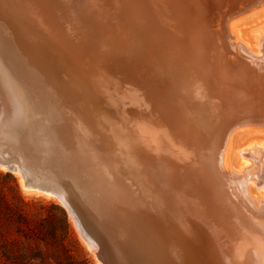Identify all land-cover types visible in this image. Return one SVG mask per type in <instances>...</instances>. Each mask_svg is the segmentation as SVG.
<instances>
[{"label":"bare ground","instance_id":"1","mask_svg":"<svg viewBox=\"0 0 264 264\" xmlns=\"http://www.w3.org/2000/svg\"><path fill=\"white\" fill-rule=\"evenodd\" d=\"M50 1L0 0V92L7 106L0 143L5 136L16 148L20 140L12 138L22 139L38 113L48 124L58 117L52 103H43L40 82L60 88L62 101L74 97L92 118L105 117L113 137L102 156L108 162H99L100 141L87 154L74 140L81 144L76 153L71 136L52 126L40 153L67 161L61 171L68 184L25 146L14 157L0 154V169L18 175L23 190L56 198L100 264H173L171 248L175 264H264V201L249 193L250 184L264 189V147L243 149L238 172L227 165L236 128L264 129V36L256 53L231 33V24L264 8V0H87L95 24L88 53V41L69 37ZM95 1L106 4L105 30L96 27ZM116 15L123 20L115 22ZM123 33L130 38L122 69L107 50ZM92 35L101 36V49ZM2 41L21 46L18 57L35 81L26 80L25 65L11 72L1 62L5 52L16 54L15 47L1 49ZM72 150L86 165L79 173L69 169Z\"/></svg>","mask_w":264,"mask_h":264},{"label":"rangeland","instance_id":"2","mask_svg":"<svg viewBox=\"0 0 264 264\" xmlns=\"http://www.w3.org/2000/svg\"><path fill=\"white\" fill-rule=\"evenodd\" d=\"M54 1L53 0L50 1L51 4L50 3L49 4H50L51 8H53L52 10L56 15L55 17H57L56 19L58 20V22L62 26L64 25L67 28L68 34L70 35L69 37H71L72 39L75 38L73 41H75V42L79 41V43L83 42V41H88V45L86 46L88 49L86 47L85 48H86V52L87 51L89 52L92 48L89 34H90V30H92L91 28L94 27V25H95L94 23L89 22L90 16H92V17L94 16V13H92L89 10V9H91V5L88 4L87 0L86 1L85 0H79V1L78 0H54ZM95 2L97 4L96 8L97 9L99 8L97 10L98 12L96 15H99V17H100L99 22L96 24V27H98V29L100 28V30H105V28L103 26L104 22H102V20L103 19L105 20L107 18V16H106L107 13L105 11H103L102 9H104L106 7V4L104 5V3H102V2L98 3L97 1H95ZM52 5H53V7H52ZM84 8H86V9H84ZM59 11H61V12H59ZM78 15L80 18L78 17ZM72 18H74V19H72ZM115 18H116L115 22H121L123 20V19H121V16H118V15H116ZM79 19L81 21H79ZM79 24H80V26H79ZM97 25H99V26H97ZM231 25H232L231 26V33H232L234 39L238 43H243L252 52L257 53L258 52V48H257L258 42L264 36V8L254 10L253 12H251L250 14H247L246 16H243L239 19H236ZM80 28H82V29H80ZM2 30H3V27H2ZM3 36H4V34H3ZM128 36L129 35L124 34V33L118 34V36L116 37L115 40L118 42V45L120 44V46L110 45V48H108V50H107V52H109L110 54L112 53L111 57L113 58V61L122 69L124 67H126L127 60H128L127 57L129 55V52H128L129 48H127V47L125 48L126 45H124L125 42L129 41L130 37H128ZM3 38L5 40V37H3ZM93 38H95L94 39L95 41L93 40ZM92 40H93L92 41L93 44H95L97 42L96 45L99 48L101 46H104L102 44L103 41H102L101 36L96 38L92 35ZM1 43H2L1 47H3L1 49H3V50H4V48H7L9 46L16 48V54L14 53L15 56L13 54H11V56H10L11 59L9 58V55H10L9 53H11V52H8L6 50L7 52H5L6 54L3 57L4 61L1 59V62L4 63L5 66H8V68H9V70H11V72H15L16 70L23 72L24 67H22V66H24L25 64L18 57L19 53L22 52V49L20 48L21 46L20 45L12 46L13 44L8 43L7 41H2ZM114 48H116V49H114ZM12 56L17 57L18 60L15 59V61H14V58ZM6 57H7V59L9 58V60H6ZM11 61H13V63ZM31 67H32V65H31ZM25 68L28 69V72H30V75H31L32 70L29 71L30 70L29 66L28 67L26 66ZM24 74H27V73L25 72ZM30 75L28 74L29 79H28V77H26V80H30L32 82L35 81L34 77L32 75L31 76ZM40 77H38V79H40ZM39 83H38V87H40V88H38V89H40V90H38V93H39V95L42 94L41 96L43 97V100L46 99L45 100L46 102L45 101L43 102V100H42V102L45 103L47 106H49V103H52V107H51L52 109L51 110L55 109L54 112H56V115L58 116L56 118L57 120L54 119L52 121V124L51 123L48 124V121H50L48 116L46 114L42 115V113H40V114L38 113L37 116L35 117L36 118L35 122L33 121L31 123V125L29 123L25 124V126H23L24 128L22 127L24 129L23 138L20 139L18 137H14V138H12V140L15 139L16 143L18 140H20V142L18 141L17 147H18V145L22 146V150L25 147L27 148V149L25 148L23 150V152L26 151L27 153H30L32 151V153H30L31 155L29 154L31 156L30 158H32V159L35 158L34 154H36L37 153L36 151H38V156L40 157L39 160H41V163H40V161L38 162V164L40 163L39 166L42 167V169H44L45 171H49L50 173H52L54 175V177L57 179V181H59V182L62 181L63 184H68V174L64 173V171H61L62 170L61 168H63V170L64 169L66 170L65 167L67 165V161L63 160V162H62V159H60L59 157L56 158V155L55 156H49L50 158L49 157L48 158L42 157V155H41V153L44 152L47 149V147L44 145V143H41L40 141L42 140V138L43 139L46 138V135L50 131L49 128L53 126V127H55L54 129L57 130L56 131L57 134L61 135L64 131L65 133H67V134H65V136L66 135L71 136V137H69V136L68 137L70 138L71 142L75 146L74 147L72 145L75 148V149L73 148L74 151L77 149L78 146L81 145V144L78 145L79 142H81L82 143L81 147H84L86 149L87 154L89 152L91 154V152H94L93 145L95 146V144H97V142L99 143V141H100L101 145L102 146L104 145L103 146L104 148L102 147L103 148L102 152L100 151V157L105 156L107 153V149L109 148L108 147L109 140L107 138H110L111 141H113V137L111 136L112 128L110 127V123H108V121L104 120L105 117L102 116V119H100L102 121H100V120L98 121L97 118L93 117L94 118L93 119L92 116L87 115L85 106L83 104H80L79 101L76 100L74 97L71 99H67L66 100L67 104H66V101H64V100L62 101L63 92L61 91L60 88L53 90V88L51 89L49 86L45 87V86H43V84H41V83L39 84ZM41 87H44V88H41ZM50 90H51V92H50ZM54 92H56V93H54ZM58 94H60V95H58ZM1 95H2V92H0V108H1V110H0V123L2 122V120L4 118L3 117L4 116L3 110H4V108H7L6 104H5V106L3 104L4 98ZM44 97H45V99H44ZM1 99H3V100H1ZM62 102L64 104H61ZM70 105H71V107H70ZM1 106L4 108H2ZM68 106H69L68 109L65 108ZM59 108H62V109L59 110ZM61 110H62V112L63 111L64 112L62 113ZM59 112H61L62 114H60ZM64 114H66V115H64ZM78 114H80V116ZM60 116H63V117H61L62 118L61 120L59 119ZM65 116H68V117H66V119H65L64 118ZM70 117L71 118L74 117V118L71 119ZM58 120H60V121H58ZM74 123H75V125H74ZM101 123H102V125H101ZM32 124H34V125H32ZM62 124H64V125L62 126ZM69 125H71V126H69ZM21 126H22V124L19 127H21ZM66 126L68 128H66ZM72 126L76 127V129ZM101 126H102V128H101ZM25 127H26V129H25ZM61 127H64V129ZM103 127H104V129H103ZM37 128L39 131L37 130ZM239 129L240 128H236L232 133V139H231L230 147L228 148V154H227V165H228V167H230L235 172H238L240 170V168L243 166L244 162L242 161V157H241V152L243 149L248 148L253 143L255 145L258 144L257 146H260L262 148L264 147V129H254V128H249V127L242 128L240 130ZM105 130H106V132L103 133ZM2 131L4 132V130H2ZM31 131L32 132L34 131L35 133L33 132L34 133L33 134ZM75 134H76V136H75ZM106 134L110 135V137L109 136L107 137ZM1 136H3V135H1ZM74 136H75V138H74ZM3 138L4 139H2V143H0V154L4 155V156L11 154V157L16 156V155H12V154H18L19 153L18 148L17 147L15 148L12 144H10L9 141H7L5 139V136H3ZM23 140H25V142ZM74 140L79 141V142L75 143ZM106 140H108V141H106ZM36 144L39 147L36 146ZM29 150H31V151H29ZM2 151H4V152H2ZM40 151H41V153H40ZM74 151L72 152L74 155L72 154L71 155L72 157L70 158V162H69L70 168L69 169H72L73 166L75 165V167L73 168L74 171L70 170V172L72 171L74 173L75 172L79 173V169L83 170L86 165L84 164L85 165L84 166L82 164L83 166H80L81 165L80 155L79 154L76 155L74 153ZM76 151L75 152L78 153V150H76ZM78 155H79V157H77V158L74 157V156H78ZM18 160H19V158H18ZM48 160H50V161L47 163ZM99 160L98 161L102 164H105L106 162H108L107 160L104 159V157L99 158ZM31 163H32V161L30 162V164ZM62 165H63V167H62ZM76 165H79L80 168H79V166H76ZM52 168H54L55 170H51ZM55 171H58L59 173L55 172ZM61 173L63 176L58 175ZM58 178H60V179H58ZM249 187H250L249 193H250V196L252 197V199H254V200L263 199V201H264V189L263 188H258L255 184H250ZM0 212H1V214H3V219H2V222L0 223V259L3 261L5 257L8 258L9 260L5 261V264H100L97 262L96 257L93 254V251L89 249V247L87 246L85 241L81 238L77 229L73 226L71 219H70V216L68 215V212L60 204V202H58V200H56V198H52V197L46 196L45 194L38 193V192L23 190L21 185H20L18 175L11 174V173H9L5 170H2V169H0ZM139 214H140V212H139ZM154 215H156V214H154ZM172 250H175V248L174 249L171 248V258L173 256V259L171 261L177 262L178 261L177 259L174 260L176 258V257L174 258V255H176V254H173L175 251L172 252ZM120 258L125 259V262L127 260V256L125 254H121ZM174 262H173V264H175Z\"/></svg>","mask_w":264,"mask_h":264},{"label":"trees","instance_id":"3","mask_svg":"<svg viewBox=\"0 0 264 264\" xmlns=\"http://www.w3.org/2000/svg\"><path fill=\"white\" fill-rule=\"evenodd\" d=\"M2 219H3V214H1V212H0V223L2 222ZM9 259L8 258H4V260L2 261L1 259H0V264H5V261H8Z\"/></svg>","mask_w":264,"mask_h":264},{"label":"water","instance_id":"4","mask_svg":"<svg viewBox=\"0 0 264 264\" xmlns=\"http://www.w3.org/2000/svg\"><path fill=\"white\" fill-rule=\"evenodd\" d=\"M10 173V172H9ZM12 174V173H11Z\"/></svg>","mask_w":264,"mask_h":264}]
</instances>
